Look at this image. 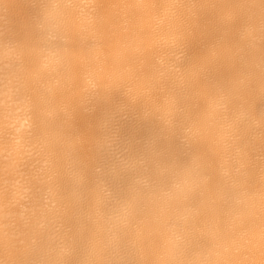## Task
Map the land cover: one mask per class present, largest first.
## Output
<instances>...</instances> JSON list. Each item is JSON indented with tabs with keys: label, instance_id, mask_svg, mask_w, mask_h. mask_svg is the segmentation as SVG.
<instances>
[{
	"label": "bare ground",
	"instance_id": "obj_1",
	"mask_svg": "<svg viewBox=\"0 0 264 264\" xmlns=\"http://www.w3.org/2000/svg\"><path fill=\"white\" fill-rule=\"evenodd\" d=\"M0 264H264V0H0Z\"/></svg>",
	"mask_w": 264,
	"mask_h": 264
}]
</instances>
